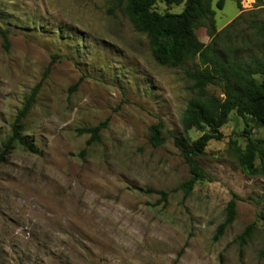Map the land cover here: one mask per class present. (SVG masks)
<instances>
[{
  "label": "rangeland",
  "instance_id": "1",
  "mask_svg": "<svg viewBox=\"0 0 264 264\" xmlns=\"http://www.w3.org/2000/svg\"><path fill=\"white\" fill-rule=\"evenodd\" d=\"M182 8L158 2L155 11ZM210 9L216 35L202 22L200 42L213 40L228 59H262L250 25L264 22V0H210ZM0 30L9 39L4 49L0 37V151L57 57L21 145L0 164V264H264V173L249 176L238 161L246 137L264 150V125L231 112L222 138L194 159L211 181L177 189L190 174L174 138L186 148L201 134L181 126L192 97L184 72L197 59L157 64L117 0H0ZM206 91L222 97L219 85ZM106 120L86 146L90 136L77 131ZM159 123L164 142L153 147L149 128ZM232 198L234 221L214 240ZM252 223L247 243H234Z\"/></svg>",
  "mask_w": 264,
  "mask_h": 264
},
{
  "label": "trees",
  "instance_id": "2",
  "mask_svg": "<svg viewBox=\"0 0 264 264\" xmlns=\"http://www.w3.org/2000/svg\"><path fill=\"white\" fill-rule=\"evenodd\" d=\"M117 1L125 4L127 15L135 29L149 39L150 52L157 64L179 68L195 59L198 61L199 68L184 72V77L191 83L192 97L182 113L181 126L184 131L193 129L201 134L186 148L183 147L181 139L174 138L190 174L189 180L177 189L188 194L197 183L211 181V178L196 164L194 159L203 154L209 141L222 138L219 129L226 123L231 112H235L242 119L251 117L264 125V54L262 59L250 58L247 62L228 59L217 50L213 40L208 44L200 42L194 31L202 22L208 25L209 38L212 39L216 35L210 0ZM158 2L167 6L182 5L183 8L178 14H160L155 11ZM218 7H221V4H218ZM250 26L255 29L257 36L261 39L264 53V22ZM0 37L4 49H8V32L0 30ZM56 59L57 57L51 58L43 71L40 83L25 97L21 109L11 124L10 136L2 143L0 164L3 158L15 149L16 145H21L23 123L35 103L42 80L48 76ZM255 76H260L262 81L258 82ZM215 85L221 87V98L209 95L206 91L207 87ZM75 88L76 85L70 87L69 90L73 91ZM106 123L107 120L91 128L79 129L77 133L90 136L86 142V146H89L91 141L99 140V133L106 127ZM163 128L160 123L150 126V144L153 147L163 144L164 139L160 136ZM257 159L259 167L255 166ZM238 161L243 172L249 176H254L259 171L264 173V150L259 151L249 137H246L244 150L239 151ZM159 194L164 199L166 198V194ZM234 198L230 199L226 205L225 219L217 227L214 240L234 221ZM253 229L254 223L249 224L233 242L240 247L244 246L250 239Z\"/></svg>",
  "mask_w": 264,
  "mask_h": 264
}]
</instances>
